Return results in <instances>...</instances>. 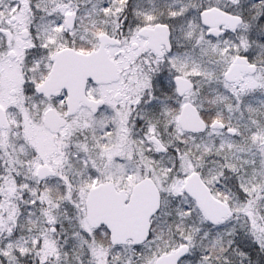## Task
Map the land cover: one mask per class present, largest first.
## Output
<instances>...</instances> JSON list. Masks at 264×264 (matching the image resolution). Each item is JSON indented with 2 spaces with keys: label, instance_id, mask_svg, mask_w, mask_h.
I'll list each match as a JSON object with an SVG mask.
<instances>
[{
  "label": "snow or ice",
  "instance_id": "snow-or-ice-1",
  "mask_svg": "<svg viewBox=\"0 0 264 264\" xmlns=\"http://www.w3.org/2000/svg\"><path fill=\"white\" fill-rule=\"evenodd\" d=\"M0 264H264V0H0Z\"/></svg>",
  "mask_w": 264,
  "mask_h": 264
}]
</instances>
